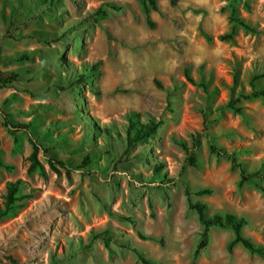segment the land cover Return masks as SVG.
<instances>
[{
	"label": "rangeland",
	"instance_id": "374dc122",
	"mask_svg": "<svg viewBox=\"0 0 264 264\" xmlns=\"http://www.w3.org/2000/svg\"><path fill=\"white\" fill-rule=\"evenodd\" d=\"M155 2L148 29L137 0H0V72L17 76L0 89V209L7 183L28 196L0 219V264H139L130 248L154 264H264L239 245L227 252L231 233L217 228L193 258L201 226L184 193L209 189L190 202L243 218L242 235L264 246L262 184L238 187V170L207 147L264 174V97L239 99V114L225 107L252 77L264 91V0ZM230 5L255 32L206 43L197 26L213 38L227 32ZM82 68L93 78L77 85ZM127 113L160 122L156 134L126 148ZM3 117L27 128L11 136ZM203 123L189 167L175 143ZM33 143L38 166L28 173ZM103 231L110 251L89 241Z\"/></svg>",
	"mask_w": 264,
	"mask_h": 264
},
{
	"label": "trees",
	"instance_id": "16d2710c",
	"mask_svg": "<svg viewBox=\"0 0 264 264\" xmlns=\"http://www.w3.org/2000/svg\"><path fill=\"white\" fill-rule=\"evenodd\" d=\"M39 4H45L47 0H36ZM49 2H52V0H48ZM141 13L144 18V23L147 26L148 29L154 28V23L151 21L149 14L150 12H156L158 13V9L156 6L155 0H137ZM229 4L236 3L238 0H227ZM175 0H169L170 4H174ZM111 10H117L113 7H108ZM95 16L97 20H103L106 17V12L99 8L95 12ZM227 21L230 25L229 30L223 34H220L216 37H212L211 35L205 33L200 26H197V34L206 42L210 43L214 39L221 43L226 42H232L233 37L235 35V29L240 28L245 33H254L255 30L250 27L245 21H243L240 17H238L235 14V9L230 5V12L227 17ZM100 64V62H96L94 65H92V72H96V67ZM91 70L82 68V71L75 75L74 81L75 84L80 85L84 84L85 81L89 78H93L92 74H89ZM16 74L9 73V72H0V89L5 88L7 85H9L12 82L16 81ZM185 78L191 83L190 79L187 77L185 73ZM258 77H252L251 83H250V91L247 94H240L238 97L234 100H229L225 107L229 110H231L234 113L239 114L240 109L235 107V104L238 102L239 99L248 101V100H254L258 98L264 97V91L257 89L252 81L257 80ZM233 82H236V76L233 78ZM157 86L158 83L156 82ZM204 90V87H202ZM3 126L5 127L7 133L11 136L15 135V133L20 130H24L27 128L26 125H11L6 119L3 117ZM160 122L155 121L153 119H149L146 122H140L139 117L135 113H127L125 115V125L123 126L122 132H123V142L126 148L131 147L132 145L146 142L148 139L152 138L158 128H159ZM206 130V123L202 124L201 131L194 133L189 137V143H186L183 140L176 141V145L183 151L185 158L184 163L185 165L189 167H196V152L200 148V138L206 137L205 133H203ZM103 133H105L108 136V133L111 132L110 129H101ZM117 136V134H116ZM207 147L208 152L210 154H213L214 156L223 159L224 161L228 162L230 164L231 169H237L238 170V181L237 186L240 187L245 184H251L255 182H260L262 186H258V190L261 194H264V174L260 172L259 170L254 171H246L242 167L240 163H238L235 159V156L232 153H226L223 149L217 148L214 144H212L210 141H207ZM36 152L37 148L36 145L32 144V152L28 157V160L30 162L27 172L30 173L34 170L36 166H38L36 161ZM90 163V159L88 157H85L83 161L81 162L82 167H86ZM0 166L1 163H0ZM157 171V167L155 168ZM68 172V169L66 168V173ZM20 187L21 183L20 181H15L13 183H7L5 187V194L3 196V202L2 207L0 209V219L8 216H12L16 209L21 207L20 200H23L24 198L28 197L27 195L20 193ZM184 193L187 198V206L190 210H192L195 215L197 222L201 226L200 233L198 235V241L195 244L192 257L195 258L200 251H202L207 243H208V231L211 228H217V229H226L231 233V239L226 245V251L230 252L231 249L234 246L239 245L241 248H243L247 253L250 255L257 256L262 261H264V246L253 244L250 240L245 238L242 235V228L245 226L246 222L243 218H239L235 216L232 213H224V214H214L211 216H207L205 214L206 205L204 203L199 202H190L189 197L190 196H208L211 191L207 188L198 189L193 192L188 191V189L184 188ZM138 238L140 240H150L153 241V238L146 237L142 234H137ZM101 240L104 248L108 251H110L109 243L110 239L107 236V232L103 231L96 234H91L89 241L92 242L94 240ZM130 252L134 255L136 261L139 264H154L152 261H150L148 258H146L141 252H139L135 248H130Z\"/></svg>",
	"mask_w": 264,
	"mask_h": 264
}]
</instances>
